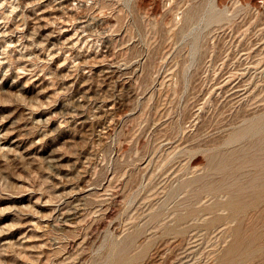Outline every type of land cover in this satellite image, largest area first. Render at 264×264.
I'll return each mask as SVG.
<instances>
[{"label":"rangeland","instance_id":"1","mask_svg":"<svg viewBox=\"0 0 264 264\" xmlns=\"http://www.w3.org/2000/svg\"><path fill=\"white\" fill-rule=\"evenodd\" d=\"M0 264H264V0H0Z\"/></svg>","mask_w":264,"mask_h":264},{"label":"bare ground","instance_id":"2","mask_svg":"<svg viewBox=\"0 0 264 264\" xmlns=\"http://www.w3.org/2000/svg\"><path fill=\"white\" fill-rule=\"evenodd\" d=\"M82 94V93H81ZM238 252V250H236V248H232L230 251H229V254H236Z\"/></svg>","mask_w":264,"mask_h":264}]
</instances>
